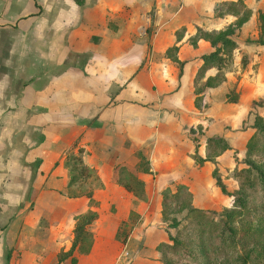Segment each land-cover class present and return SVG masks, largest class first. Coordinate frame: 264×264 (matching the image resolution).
Returning <instances> with one entry per match:
<instances>
[{"label":"crops","instance_id":"crops-1","mask_svg":"<svg viewBox=\"0 0 264 264\" xmlns=\"http://www.w3.org/2000/svg\"><path fill=\"white\" fill-rule=\"evenodd\" d=\"M4 1L0 81L26 80L27 86L17 100L9 83L0 92L6 103L5 114L0 112V264L6 251L8 264H156V251L140 248L118 262L94 244L113 240L119 225L128 223L135 197L117 182L118 168L142 181L148 176L152 189L157 177L170 175L169 162L182 153L188 108L195 112L194 98L210 87L195 89L191 83L202 85L216 68L202 69L201 53L184 62L181 49L197 43H184L186 32L174 40L172 31L161 33L172 14L151 36L148 65L142 67L141 0H31L39 8L21 14L18 29L19 0ZM15 31L22 34L18 43ZM172 44L178 55H163ZM12 47L27 52L24 66L7 59ZM179 75L184 85L177 83ZM73 146L81 147V161L99 186L68 185L65 161ZM145 146L149 168L143 174L137 165ZM89 198L97 212L86 226L92 234L89 250L75 247L57 261L70 249L75 217L87 210ZM139 220L123 234L124 247L138 238Z\"/></svg>","mask_w":264,"mask_h":264},{"label":"rangeland","instance_id":"rangeland-1","mask_svg":"<svg viewBox=\"0 0 264 264\" xmlns=\"http://www.w3.org/2000/svg\"><path fill=\"white\" fill-rule=\"evenodd\" d=\"M17 3L14 28L17 21L20 23L23 19L21 14L29 8H39L36 1L33 7L31 0ZM139 4L142 67L148 65L151 36L171 14L173 19L161 33L172 31L169 36L173 35L174 40L186 32L189 37L184 38V43H197L193 48L181 49L179 55L185 58L184 62L210 52L208 42L203 41L207 37L202 28L222 29L234 25L230 37L236 44L224 53L225 62L215 83L204 89L202 96L194 98L197 111L188 108V124L182 129L183 143L179 146L182 153L179 157L174 154L168 164L173 171L167 177H157L154 189L149 177L144 175L147 181H142L140 191L137 189L128 223L119 225L113 240L96 242L94 248L114 256L118 262L129 257L130 251L141 248L147 254L156 251V264H264V207L261 206L264 192L257 175L258 170L264 171V135L254 125L257 120L264 124V44L257 42L264 40V0H141ZM4 8L5 1L1 0L0 23L7 21ZM217 16L220 21L215 22ZM210 34L215 37L214 33ZM0 36V40L5 39L4 33ZM21 37L22 34L15 31L13 43H18ZM172 45L164 48L163 53L159 47L158 54L177 56V47ZM11 51L7 59L17 68L24 66L27 52L23 54L20 47H12ZM177 81L179 85L187 82L182 75ZM197 82L191 83L195 89L201 87ZM6 83L9 81H0V92L5 93ZM11 86L17 100L27 81L15 79L8 84ZM154 88L151 84V89ZM5 106L3 96L0 98L3 114ZM207 137H221L227 147L222 149L214 143H206ZM147 148L141 149L143 153L139 154L137 165L143 174L149 168ZM194 151L206 160L200 164L193 161ZM213 172L224 185L225 192L215 185ZM82 184L84 189L99 186L93 172ZM235 195L240 197L243 209L235 206L238 203ZM142 204L146 205L144 210H140ZM88 205L86 211L96 212L93 209L95 199L89 198ZM230 212L232 217H229ZM140 216L146 219L139 220ZM136 220L142 222L141 232L131 247L130 240L124 247L123 234H127ZM231 231L234 232L230 234ZM238 232L240 240L236 239ZM168 235L177 243L173 244ZM3 261L5 263L4 255Z\"/></svg>","mask_w":264,"mask_h":264},{"label":"trees","instance_id":"trees-1","mask_svg":"<svg viewBox=\"0 0 264 264\" xmlns=\"http://www.w3.org/2000/svg\"><path fill=\"white\" fill-rule=\"evenodd\" d=\"M231 3L232 2H229V4ZM233 27L234 25L227 26V28H230L231 30H227V28H222L219 30H210V31L202 30L204 32L203 34L205 35V37H207L205 40L209 43L211 47V51L200 55L201 68L206 69L209 67H215L217 72L214 76L208 77L203 82L201 87L212 86L215 83L214 81L220 74L221 69L225 62L224 53H226L229 49L235 47L236 43L230 37L233 33L232 32ZM210 32L215 34L214 38H212ZM257 42L264 44V40H259ZM254 125L256 129L264 135V124L261 123L260 120H257L255 121ZM205 142L209 144L214 143L216 145H219L221 146L222 149L227 147V145L225 144V142L222 140L221 137H207L205 139ZM81 151H82L81 147L74 148V146L69 151H67L65 164L67 165L69 172L68 185H71L74 182H78V183L83 182L84 178H87L91 173V170L85 167L81 161V157H80ZM205 160H206L205 157H201L199 154L196 153V151H194L193 161L200 164ZM257 175L259 178V182L261 183L262 191L264 192V171L258 170ZM213 176H214V172H213ZM214 177H215L214 179L215 185L219 187L221 192H225L224 185L220 182V180L216 175ZM117 182L120 185H122L126 190L130 191L134 197L136 196L137 189L140 191L142 187V180L137 178L136 176L129 174L124 167L118 168ZM84 195L90 197L91 193L86 192L84 193ZM234 198L238 202L237 204H235V206L243 209L244 204L241 203V200L239 199L240 197L235 195ZM262 199L264 200V195L262 196ZM261 206L264 207V204H262ZM96 215L97 214L94 211H86L85 213L75 217L76 220L73 228L74 235H73L71 247L67 252L60 253L57 256V261L62 260L64 257L68 256L75 247L81 253H86L89 250L92 243V234L86 229V226L96 218ZM229 217H232L231 212L229 213ZM233 232L234 231H231L230 234H232ZM240 237L241 234L238 232L236 239L240 240ZM168 239L171 240L173 244L177 243L176 239L170 237L169 235H168ZM9 256L10 253L6 251L4 253L5 264H8Z\"/></svg>","mask_w":264,"mask_h":264}]
</instances>
